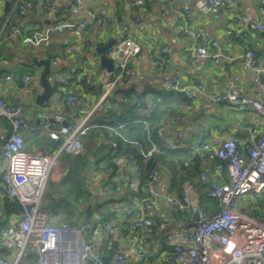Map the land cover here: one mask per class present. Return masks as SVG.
Masks as SVG:
<instances>
[{
    "label": "built area",
    "instance_id": "obj_1",
    "mask_svg": "<svg viewBox=\"0 0 264 264\" xmlns=\"http://www.w3.org/2000/svg\"><path fill=\"white\" fill-rule=\"evenodd\" d=\"M7 0H0V4ZM73 5L86 2H102L106 0H71ZM169 9H173L174 0H165ZM132 9L131 16L126 20V34L113 41L104 51V55L111 59V69H102L101 100L113 96L120 83L132 72L133 61L137 58L140 45L135 36L141 33L143 20L139 9L143 0H123ZM199 9L209 11L219 7H234L235 0H193ZM21 9L31 5V0H21ZM43 8L48 18L46 31H57L63 27L71 30L77 41L82 40L84 30L98 20L101 23L112 22L108 16H87L77 22L57 23L54 20L55 4L53 0H43ZM177 22L182 25L183 33L194 40L188 55V62L195 64L198 60L211 58L217 61L221 58L232 61L236 57H244L256 77L261 93L260 100L251 98L243 91L231 90L230 84L214 95L211 100L215 103H225L233 107H250L264 115V56L252 48H246L238 55L230 56L223 50L216 39L210 38L205 32L197 31L189 26L192 11L189 8L175 10ZM166 9L162 7V13ZM258 11L264 14V0L258 1ZM237 22L243 26L251 25L258 30H264V22L250 21L241 13L236 12ZM23 42L38 45L44 38V32L25 34L18 27H13ZM245 35V32H242ZM208 47L211 50H208ZM70 51V47L66 48ZM152 63L167 66V47L155 44L153 47ZM59 57L51 58L57 63ZM99 56L90 53L88 59L82 61L96 63ZM28 62V65H31ZM52 79H60L62 86L53 89L54 96L64 106L72 105L78 96L75 85L77 79H87L80 70L58 69L51 73ZM33 75L26 73L22 77L23 86L33 79ZM166 87L170 91L181 92L188 99L192 98V91H201L202 85L190 87L172 76L167 79ZM126 101L125 98H123ZM131 103L140 110L139 123L149 142L146 149L144 143L130 139L122 133L125 121L116 118L105 125L111 132L123 141L137 149L143 161L150 160L160 148L168 151H179L185 147L182 143L171 141L165 132V123L151 124L155 101L144 102L133 99ZM73 114L68 111L65 116L53 114L46 117L41 128L48 136L59 142L55 154L41 150L27 151L24 148V135L35 134L40 126L30 124L24 117L20 106L6 101L0 95V117L9 126L7 136L0 147V199L7 197L16 200L19 207L1 230L0 264H29L31 256L35 257V264H104V254L112 244V235L117 229L119 218L115 214L97 218L90 223L80 220L73 224L55 221L52 215L42 206L43 194L49 178L51 167L56 156L61 152L80 154L83 152L81 136L88 129L86 118L77 123L72 122ZM131 112H125L129 118ZM65 121V123H63ZM246 139L243 147L235 134H228L218 145L208 142L209 132L198 135L191 145L193 151L200 149L210 151L217 161L215 170L227 168L228 181L216 182L208 180L204 171L199 172V183L185 178L181 184L179 196L165 193L161 200L168 204L175 212H188L193 221V228L189 231H173L168 235L169 249L158 252L161 255L158 264H264V130L259 132L250 125L243 127ZM110 155L119 157V161H127L131 172L132 185H140L144 191L143 197H135L123 209L122 228L133 234V242L127 248L116 246L108 257L107 264H128L133 257L134 264H148L155 251L150 243V236L154 232L152 215L157 212L160 195L154 181L163 163L157 161L144 175L140 160L132 151L120 154L119 143L111 142ZM118 161V162H119ZM107 178L104 190L114 193L116 185L121 181L122 174L118 167L110 165L105 169ZM205 183L208 188L206 196L217 200L219 210L210 213L205 207L194 205L189 198L190 190H198L199 184ZM250 197L251 204L247 201ZM259 209V210H258ZM95 221V222H94ZM96 225V226H95ZM97 229H101L100 234ZM100 246L102 247L100 249Z\"/></svg>",
    "mask_w": 264,
    "mask_h": 264
},
{
    "label": "crops",
    "instance_id": "obj_2",
    "mask_svg": "<svg viewBox=\"0 0 264 264\" xmlns=\"http://www.w3.org/2000/svg\"><path fill=\"white\" fill-rule=\"evenodd\" d=\"M20 1L7 0L0 4V95L9 103L20 106L30 124L40 126L35 134L25 133V150L32 152L41 150L55 154L59 142L51 139L41 128L46 117L55 113L65 116L70 111L73 114L72 122L77 123L80 119L86 118L88 127L102 128L111 133L105 125L111 123L119 114L120 110L116 111L119 99L127 97L131 102L137 98L144 102H156L151 124L165 123L168 138L184 145L185 148L179 150L180 153L187 151L190 153L183 161V165L194 168L188 171L192 182H200V171L207 174L208 180L224 182L229 178L227 168L216 171L214 164L217 158L210 151L204 149L193 151L190 148L198 135L207 131L210 135L208 142L218 145L228 134H235L239 139L240 147H243L246 139L244 126L250 125L259 132L264 130V115L257 110L250 107H233L211 100V95L219 92L228 83L231 90L243 91L251 98L260 100L262 96L249 62L244 57H236L232 61L223 58L217 61L204 58L195 64L189 63L188 55L194 40L183 33L182 25L177 22V13L173 10L191 9L192 18L189 26L216 39L219 46L230 56L238 55L246 48H252L259 55L264 56V30L239 24L236 14V12L241 13L250 21L264 22V14L258 11L259 0H235V8L219 7L209 11L196 7L193 0H174L173 9H169L165 0H143L139 14L144 25L141 33L135 36L140 51L133 61L132 72L120 83L113 96L103 100H101L102 69L105 66L101 64L96 49L103 47L107 41L113 42L126 34L125 24L131 16L132 9L123 0L86 2L82 5H73L71 0H53L54 20L60 24L77 22L87 16L104 15L112 18V22L109 23L94 21L84 30L82 40L77 41L67 27L57 31H46L48 18L43 8V0H31V5L25 9L19 7ZM162 7L166 9L163 13ZM13 27H18L25 34L43 31L45 36L38 45H32L23 42L20 34L14 31ZM242 32H245V35H242ZM155 44L167 47V66L152 63ZM67 47H70L68 52ZM208 50L211 48L208 47ZM90 53L97 54L99 60L96 63L88 62L83 66L82 61L88 59ZM55 56L59 57L57 63L51 61ZM43 59L49 60L51 73L63 69L80 70L86 75V80L75 81L78 96L72 105L64 106L54 96L41 105L36 103V95L43 91L39 81L43 71V65L39 62ZM28 62L32 64L28 65ZM26 73L34 77L25 87L22 77ZM172 76L190 87L201 84L203 88L201 91L193 90L192 98L188 99L181 92L167 89V79ZM50 83L53 89L62 86L61 80H54L52 76ZM135 112L140 114L138 109H135ZM8 132L7 121L0 117V147ZM82 137L83 152L80 155L85 153L88 161L85 182L88 191L92 194L87 208L91 207L92 211L87 213L82 210V203L74 202V215L78 216L75 222L88 220L92 223L93 220L104 217V212L106 216L115 214L120 222L112 235L113 243L121 248H127L133 242V234L121 226L124 220L123 209L135 197L143 196L144 191L140 185L136 187L132 185V175L124 157H122L124 161H119L121 155L114 158L110 155V150L107 152L99 149L102 141L100 135L94 137L95 148L89 153L85 151V140ZM160 150L166 149L160 148L158 151ZM125 151H120V154ZM70 155L77 154L61 152L56 156L46 185L58 186L65 180L72 168ZM108 157L112 161L110 165L118 167L122 174V179L116 185L114 193L104 190L107 178L103 166L109 161ZM177 158L179 156L175 155L172 160ZM177 175L175 164L167 162L159 168L154 181L160 200L157 212L152 215L154 232L150 236V243L157 253L150 257L148 264H158L161 259L158 252L169 249L165 236L173 231H189L193 228V221L188 212H175L161 200V196L165 193L179 196L185 178L178 180ZM205 188H208L207 184L200 183L198 190L189 191L191 203L205 207L210 213L217 212L220 208L219 203L213 198L203 197ZM53 196L56 197L55 194ZM48 201V196L44 192L42 206L45 209ZM13 213L14 210L9 213L2 211L0 199V236L1 230ZM55 221L57 222L56 217ZM97 230L100 234L101 229ZM0 253L5 255L6 251L1 248ZM105 256H108V251L105 252ZM28 263L35 264V257L31 256ZM88 264L93 263L89 261ZM128 264H134L133 257Z\"/></svg>",
    "mask_w": 264,
    "mask_h": 264
},
{
    "label": "trees",
    "instance_id": "obj_3",
    "mask_svg": "<svg viewBox=\"0 0 264 264\" xmlns=\"http://www.w3.org/2000/svg\"><path fill=\"white\" fill-rule=\"evenodd\" d=\"M123 98H125L126 101H124ZM123 98L119 99L120 101L117 102L118 107L116 110H120L116 118H122L125 121L122 133L130 139H135L143 142L145 148L147 149L149 147V142L147 141L139 123L140 114H137L135 112L134 105L129 102L127 97ZM127 111L131 112V116L129 118L125 117V112ZM97 135H100L102 137V141L99 148L101 151L106 150L108 152L111 147V142L114 140L118 141L120 151H132L140 160L144 175L148 172L150 167H152L157 161H161L163 164L167 162H172L173 164H175V168L178 173L176 178L178 180L182 178H192L188 171L191 169L194 170V168L183 165V161L187 159L190 155L188 151L180 153V151L174 152L160 150L156 152L150 160L143 161L141 155L139 154L135 146L129 143H123V141H121V139H119V137L113 132L110 133L102 128L91 126L88 127L86 133L82 135V139L85 140L84 147L86 153H89L91 151L93 152V149L95 148V143L93 142V140L94 137ZM175 155H178L179 158H177V160H172ZM69 157L71 159L72 168L70 173L66 176L65 180L58 186L46 185V189L44 191L45 195L48 196L49 199L48 204L46 205V209H48V211L57 218L58 224H72L76 221L75 219L78 218V216L74 215V202L76 201L82 203L83 211L87 213H90L92 211L91 207L87 208V206L90 204L92 194L88 191L85 182L88 174V168L86 167L88 161L86 159V155L84 153L81 155H70ZM110 159L111 158L108 157L109 161L103 166L104 170L110 164H112V161H110ZM197 181H199V179ZM206 191L207 188H205L203 193L204 198L207 197ZM53 194H55L56 197H54ZM262 201H264V197ZM18 207L19 203L16 200H11L7 197L2 199V211L9 213L17 209ZM103 215H105L103 218L107 217L105 212L103 213ZM167 239L168 236H165L166 242Z\"/></svg>",
    "mask_w": 264,
    "mask_h": 264
},
{
    "label": "water",
    "instance_id": "obj_4",
    "mask_svg": "<svg viewBox=\"0 0 264 264\" xmlns=\"http://www.w3.org/2000/svg\"><path fill=\"white\" fill-rule=\"evenodd\" d=\"M111 43L112 41L109 40L105 43L103 47H101L100 49L98 48L96 49L97 53L100 55L101 64L109 70L111 69L112 61L110 58L104 55V51ZM39 64L43 65V71L41 72L39 76V81L42 85L43 91L42 93L36 95L35 101L38 105H41L52 98L53 88L50 83L51 69L49 67V60L48 59L40 60ZM63 123H65V121ZM115 247H116V243H113L111 248L108 250V256L104 257V264L108 263V257L112 253Z\"/></svg>",
    "mask_w": 264,
    "mask_h": 264
},
{
    "label": "rangeland",
    "instance_id": "obj_5",
    "mask_svg": "<svg viewBox=\"0 0 264 264\" xmlns=\"http://www.w3.org/2000/svg\"><path fill=\"white\" fill-rule=\"evenodd\" d=\"M247 201L249 202V204H251V199L250 197H247ZM73 224V223H72Z\"/></svg>",
    "mask_w": 264,
    "mask_h": 264
}]
</instances>
